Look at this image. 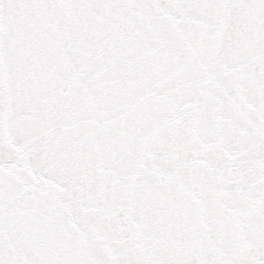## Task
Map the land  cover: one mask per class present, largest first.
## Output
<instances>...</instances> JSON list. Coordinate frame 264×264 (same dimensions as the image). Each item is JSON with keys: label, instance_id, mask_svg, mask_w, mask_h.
Here are the masks:
<instances>
[{"label": "snow or ice", "instance_id": "6c2138e0", "mask_svg": "<svg viewBox=\"0 0 264 264\" xmlns=\"http://www.w3.org/2000/svg\"><path fill=\"white\" fill-rule=\"evenodd\" d=\"M0 264H264V0H0Z\"/></svg>", "mask_w": 264, "mask_h": 264}]
</instances>
